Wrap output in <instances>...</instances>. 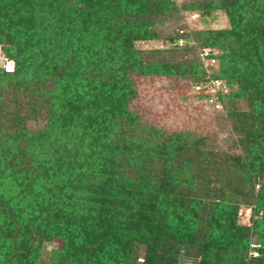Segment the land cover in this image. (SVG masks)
Instances as JSON below:
<instances>
[{
	"label": "trees",
	"instance_id": "16d2710c",
	"mask_svg": "<svg viewBox=\"0 0 264 264\" xmlns=\"http://www.w3.org/2000/svg\"><path fill=\"white\" fill-rule=\"evenodd\" d=\"M63 1L0 0V45L5 56L0 67V264H45L42 247L55 239L62 241V248L55 251L53 264H178L179 256L170 247L182 231L172 224L179 217L168 202L175 196L180 206L183 196L192 195L185 186L199 185L194 179H204L213 168L210 134L183 139L175 131L165 140L168 159L156 164L160 167L152 173L159 186L156 194L143 182L134 189L130 180L129 188L115 195L106 185L113 178L97 179L113 162L98 158L94 169V156L79 152L88 142L107 145L105 137L111 132L95 121L88 125L80 106H103L104 101L96 102L98 82L104 81L96 80V70L135 73L155 63L166 69L175 65L174 74H193L197 83L226 80L231 92H217L212 106L221 103L227 110L226 117L240 135V149L219 157L217 165L225 168L219 176L225 178L234 169V174L239 171L234 177L246 173L249 182L242 179L243 183L254 186L255 178L262 181L254 209L261 217L253 220V227L238 225L234 214L238 204L226 211L221 204L228 194L220 188L210 232L200 230L201 238H208L187 256H201L194 262L198 264H226L225 257L232 256L225 253L228 246L234 258L242 245L247 250L256 244L260 255L248 259L247 253L244 264H264V0H78L83 4L79 8ZM182 11L200 21L222 11L229 27L190 34L178 26L168 43L192 50L178 60L158 49L143 55L136 48L137 41L157 39L161 27L181 19ZM182 39L192 43L180 44ZM206 48L217 59L209 69L200 56ZM95 49L101 57L95 56ZM9 59L15 66L6 71ZM110 95L121 98L120 93ZM70 101L80 103L73 107L67 104ZM10 102L15 106L6 111ZM41 112L46 113V123L36 134L20 124ZM71 127L75 139L67 134ZM88 127L93 133L85 135ZM193 170L197 174H186ZM224 185L227 188L228 183ZM253 189L242 195L246 204L255 197ZM249 233L259 235L260 241L249 243ZM217 236L227 241L222 243ZM142 244L145 258L138 262L136 249Z\"/></svg>",
	"mask_w": 264,
	"mask_h": 264
},
{
	"label": "rangeland",
	"instance_id": "374dc122",
	"mask_svg": "<svg viewBox=\"0 0 264 264\" xmlns=\"http://www.w3.org/2000/svg\"><path fill=\"white\" fill-rule=\"evenodd\" d=\"M80 1L73 0L72 2L64 0L62 4L66 5L68 3L73 7L79 8L83 5ZM183 12H181V19L175 22L172 19L161 27V32H159L160 34L157 39L144 42L137 41L135 43L136 48L145 52L143 55H147V52L158 49L164 55L176 56L175 59L178 60L181 53L192 52V50L182 49L183 46L181 48H179L180 46L178 48L177 46L171 47V44L168 43L167 37L174 35L177 32L178 26L181 25L188 28L191 31L190 34L195 30L229 27V21L222 11H214L212 15L202 21L197 18L194 19L195 16L191 17V13ZM188 42L192 43V39H182L180 44L185 45ZM35 43L38 46L41 45L38 42ZM43 47H46V44L37 48ZM0 50L1 67L5 59L1 45ZM94 52L96 57H101L96 49ZM119 52L116 51L117 54ZM9 60H11V69H14L15 62L12 59ZM97 60L100 62V58H97ZM174 68L175 65H169L166 69L160 63H155L153 66L135 73L129 70L126 71L125 69H121L117 73L112 72V74L109 70H96V80H104L98 82L100 91L96 95V102L100 105L104 101L103 106L100 109H97V105L90 106L88 103L80 106L83 107L88 125L92 127V122L95 121L100 124V127L106 126L109 128L111 132L105 137L108 142L105 143L107 145L100 147L97 144L88 142L85 149H80L79 152L83 154L87 153L88 156H94V169H98L96 167L98 158L102 160L105 157L113 162L110 167L105 169L102 175H98L97 179L101 182H106L109 178H113L111 183H106V185L107 188L114 190L115 195L129 188L127 185L130 180H132L134 189H137V184L143 182V184L148 185L153 194H156L155 192L159 191V186L156 185V178H154L155 175L152 173L154 171L157 172L156 167H160L156 166V164L168 159L167 153L170 152V147L165 144V140L171 138L175 131L180 132L183 139H191L193 137L198 139L201 135L206 136L210 134L211 138L208 142L211 146L208 149L210 151L209 156L213 161V168L208 169V173L204 179H194L196 182L194 185H197V183L199 185L192 187L185 186L184 191L192 195L189 199V195L183 196L180 206H178L179 201H177L175 196H172V198L174 197V201L168 202V206L174 209V212H172L175 217H179L172 224L180 227L182 231L179 239L171 241L174 246L176 244L177 248L173 249L175 248L174 246L170 248H172V252L179 256L178 264H182L184 262H199L201 256H195L197 255L196 253H191L187 256V253L188 251L201 248L206 242L208 237L201 238L200 230L204 229L207 234L210 232L211 226L209 220L212 216L211 213H214L216 210V198L221 197L220 188H223L228 194L223 198L224 201L221 204L226 205V211L230 212L238 204V210L234 212L238 225L253 227V220L261 217V214L255 215L254 209L257 202L256 195L262 188V181L261 178H255L253 186L251 183H247L248 180L245 178L247 176L244 172L240 176L234 177V175L239 173L237 171L238 173L234 174V169L225 178L219 176V171L225 169L224 165H217L219 157L224 154L226 156L233 152L235 153L240 149V146L237 144L240 135L234 129L233 121L228 120L226 117L227 110L224 111L222 109L221 103L216 104V108L212 106L218 99L216 93L231 92V86L228 85L225 79H219L221 83L215 85V90L209 89L208 83L210 80L197 83L193 74L176 75L173 73ZM95 85L98 84L95 83ZM198 86L204 89L199 91ZM113 93H120L121 98L112 97L110 94ZM121 94H124V96L122 97ZM73 103L70 101L67 104H72L71 106L75 107L80 102L73 101ZM13 106L15 104L10 102L6 111L13 109ZM26 108L27 112H29L30 108ZM34 116L37 118L24 120L20 124H24L27 130L31 129L36 134L37 130L46 123V113L45 116L43 112ZM20 128L25 129L22 126ZM60 128L65 129L66 127L60 124ZM88 130L81 132L85 135L93 133L89 127ZM67 131V134L72 139L76 138L73 127L70 128V131ZM113 157H115L114 161H112ZM151 159L153 160L151 161ZM148 164H151L150 168H148ZM90 173L91 169L88 174L86 172L85 176L87 177ZM193 173L197 174L195 170L186 174L191 176ZM221 177L222 180H220ZM242 179H246L247 181L243 183ZM18 181H21V179ZM226 182L228 183L227 188L221 187L222 185L225 186L224 183ZM8 185L12 188L14 184L9 182ZM251 189L254 190L255 197H252L251 200L247 201L249 204H246V201L243 200L244 198L242 199V195L243 193H248ZM147 194V196H151L148 191ZM249 234V243L260 241L259 235ZM217 239L221 238L217 236ZM221 240L222 243L227 241L226 238H224V241L223 239ZM244 240H246V236L242 242ZM241 247L237 254L238 257L235 256L234 258L232 257L234 253L233 249H231L232 246L227 247L225 253L228 252L232 256L225 257L226 264H244V258L247 253L248 259L250 258L251 245H248L247 250H245L243 245ZM61 248L62 241L59 239H55L50 243L47 242L42 247L40 256L42 262L53 264L56 261L55 251ZM177 249L180 251H178L179 253ZM145 251V245L142 244L137 247L136 256L138 262H142V258H145Z\"/></svg>",
	"mask_w": 264,
	"mask_h": 264
},
{
	"label": "built area",
	"instance_id": "2783aa9c",
	"mask_svg": "<svg viewBox=\"0 0 264 264\" xmlns=\"http://www.w3.org/2000/svg\"><path fill=\"white\" fill-rule=\"evenodd\" d=\"M193 16H195V15H193ZM200 56H201V59H202L203 64H204V66H205L206 69H209V68H211V67H213V66L216 65L217 59L214 56H210V49L206 48L203 52L200 53ZM10 61L11 60H7L5 62V65H4L5 66V69L7 71L13 70V69H11V63H10ZM217 83H221V80H219V79H212L211 78L210 81H209V83H208L209 89H214L215 90L214 87H215V85H217ZM202 89H204V88L203 87L201 88V87L198 86V90L199 91L202 90ZM222 90H224V89H222ZM249 255H250V258L251 257H258L260 255L259 250H257V245L256 244H252L251 245V250H250ZM142 261H143V259H142ZM182 264H198V263H194V262H184Z\"/></svg>",
	"mask_w": 264,
	"mask_h": 264
}]
</instances>
